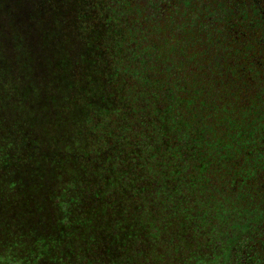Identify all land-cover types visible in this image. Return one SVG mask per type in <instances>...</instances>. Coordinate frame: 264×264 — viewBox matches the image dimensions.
<instances>
[{
    "label": "trees",
    "instance_id": "obj_1",
    "mask_svg": "<svg viewBox=\"0 0 264 264\" xmlns=\"http://www.w3.org/2000/svg\"><path fill=\"white\" fill-rule=\"evenodd\" d=\"M7 217L101 242L52 264H264V0H0Z\"/></svg>",
    "mask_w": 264,
    "mask_h": 264
},
{
    "label": "rangeland",
    "instance_id": "obj_2",
    "mask_svg": "<svg viewBox=\"0 0 264 264\" xmlns=\"http://www.w3.org/2000/svg\"><path fill=\"white\" fill-rule=\"evenodd\" d=\"M6 180V179H5ZM29 182L30 183V187L31 189L35 188L36 186L39 187V191L43 192L45 190H47L48 188V185H49V180L47 181V179L45 178H40V182L39 184H36L35 182V179H31ZM55 182V181H53ZM19 191L20 189L16 190L14 193L18 194L19 195ZM42 196H40L38 194V197H37V201L39 199H41ZM19 200H22L23 202L24 201H29L27 199V197H23V198H20L19 197ZM24 203H21L20 205H23ZM10 208V207H9ZM13 210H16L13 211ZM10 216L11 214L13 215V217L15 216L17 218H20V217H25L27 215L26 213V210L24 211H20L18 209H12L10 208ZM26 214V215H25ZM29 214V213H28ZM17 215V216H16ZM13 217L10 219L9 217L7 218H3L1 219L0 218V264H7L6 262H8L9 264H17V261H20V260H28V256H30L29 258L30 259H33L34 257L36 259H38V261H42V264H52V263H48L49 260H53L52 259V254H50L51 252L54 253V251L56 250V248L54 246H58L59 244H62L63 242H65V240H71L72 241V244L76 245L79 247V245H84L86 246V250L88 251L89 248L91 245L92 246H99L101 243L100 240L98 241H93L92 244L90 245L88 241H86V237L82 236V235H79L76 231H72V230H63L61 232L65 234H68L67 236H63L62 239H61V236L58 235L56 237L53 236V238L49 239L48 240H45L44 238H40L37 240V242H35L34 238H32L31 236V231H34V230H38V226L35 225V224H32L31 222L29 221H24V225L19 227L17 225L18 222H16V220L13 219ZM19 220V219H18ZM42 222V221H41ZM44 225H49L47 223H43ZM44 233L47 234L49 231L47 230L49 227L47 226H44ZM118 224V227H114L115 230H117V233H119V237L122 239L123 243H124V240H126L127 238V228H126V225H123V226H120ZM107 227V230L109 231V233L114 230L111 229L108 225L106 226ZM19 228H22L23 230H25L23 232L22 230V233L21 235H23V237L20 236L19 240H18V236H17V230ZM30 229V230H29ZM119 229H121V231H119ZM139 231H141V229H139ZM160 234H161V237H170V238H174L173 240L177 241V242H180L182 240L180 239H183L185 236V233L187 232H183L181 233L180 235V239L178 240L177 239V235H176V231H172V230H168L166 229L165 227H160V230L158 231ZM167 232V233H166ZM91 234H94V231H91L90 232ZM25 237V239H24ZM196 237V233H194V231L186 238V240L189 241L190 245H187L186 249L185 250H179V252H185L187 250V255L188 253H190V251L193 252V249H196L198 247H196L195 245L192 244V242L196 239H194ZM90 239H93V237H91ZM50 240H52V243H50ZM20 242L22 245V247L24 246H27L29 245V249L27 251H25V253H18L17 256H16V243ZM99 242V243H98ZM29 243V244H28ZM178 244V243H177ZM188 244V243H187ZM64 245V244H63ZM62 245V246H63ZM166 245L167 247V254L169 255L170 259H174L175 262H181L182 260H184V262H189L190 261V258L191 256H188L185 255H177L175 252L177 251V247L169 242V240L166 242ZM186 245V244H185ZM21 248V247H19ZM78 257V256H77ZM84 257V256H83ZM189 258V260H188ZM55 259V258H54ZM70 258L68 257L67 260H65L64 262H67ZM80 259L79 257L77 258V260ZM69 262V261H68ZM23 263V262H22ZM40 264V262H38ZM91 264V263H90ZM94 264V263H93ZM132 264H141V259L138 260V261H135L133 262Z\"/></svg>",
    "mask_w": 264,
    "mask_h": 264
},
{
    "label": "flooded vegetation",
    "instance_id": "obj_3",
    "mask_svg": "<svg viewBox=\"0 0 264 264\" xmlns=\"http://www.w3.org/2000/svg\"><path fill=\"white\" fill-rule=\"evenodd\" d=\"M240 4H241V1H240ZM253 3L252 2H249V6H251Z\"/></svg>",
    "mask_w": 264,
    "mask_h": 264
}]
</instances>
